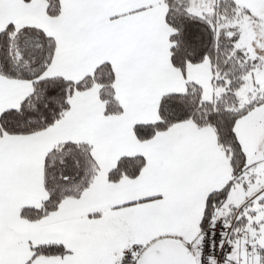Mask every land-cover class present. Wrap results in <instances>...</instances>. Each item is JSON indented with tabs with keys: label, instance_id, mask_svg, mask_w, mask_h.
Here are the masks:
<instances>
[{
	"label": "snow or ice",
	"instance_id": "6c2138e0",
	"mask_svg": "<svg viewBox=\"0 0 264 264\" xmlns=\"http://www.w3.org/2000/svg\"><path fill=\"white\" fill-rule=\"evenodd\" d=\"M0 264H264V0H0Z\"/></svg>",
	"mask_w": 264,
	"mask_h": 264
}]
</instances>
